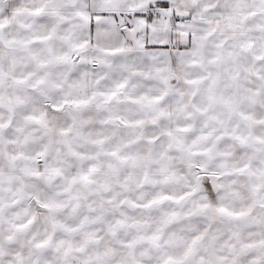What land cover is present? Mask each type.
I'll return each instance as SVG.
<instances>
[{"label": "snow or ice", "instance_id": "6c2138e0", "mask_svg": "<svg viewBox=\"0 0 264 264\" xmlns=\"http://www.w3.org/2000/svg\"><path fill=\"white\" fill-rule=\"evenodd\" d=\"M0 264H264V0H0Z\"/></svg>", "mask_w": 264, "mask_h": 264}]
</instances>
